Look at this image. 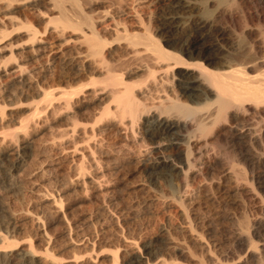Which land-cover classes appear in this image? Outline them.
I'll return each mask as SVG.
<instances>
[{"label": "rangeland", "instance_id": "1", "mask_svg": "<svg viewBox=\"0 0 264 264\" xmlns=\"http://www.w3.org/2000/svg\"><path fill=\"white\" fill-rule=\"evenodd\" d=\"M0 1L3 2L4 0ZM42 1H45L43 2L45 4L46 2H48L47 0H39V2L38 0H35L37 5L41 6H36L32 9L29 8L30 6L28 7L27 4L22 3L21 5L20 3L18 4L19 6L17 5L18 8L16 7V9L13 10V12L15 13L16 11L19 12L14 14V16L16 15V17L13 16V13L9 14V16L11 15V17H14L13 21L14 19L18 18L16 21L18 22V20H22V23L19 21L20 23L18 22L17 24V22L15 21L10 24L9 22L7 23V21L5 22L4 20L3 22H1L3 25H1L0 23V47L2 46V48L0 49V66H4L6 68L5 70V68L0 67V71H3V69L5 70V72H0V149H2L0 150V159L2 158V160L0 161V234L4 237L2 239L0 238V242L4 241L2 245H5L4 243H8V245H12L14 247V244H17L18 246L21 244H26V242H31L29 244H32L34 250L38 254L39 252H41L40 255H43L42 252L44 253L45 250L51 252L54 249L53 253L51 252L54 256H60L62 257V259L64 258L62 264H74V261L76 260L75 257L79 255V258L77 257V261H79L78 264L85 262V260V264H110V250L112 249L111 246L116 243L114 241L115 235L113 236V233H115L113 229L114 224L110 222L114 223L115 220L119 218V220L121 221L119 222V226H121L119 228H124V231H120L121 234L123 233L122 235L124 237H122L128 238L127 236H131L133 239L138 241V244H140L138 245L139 248H141L143 243L144 245H146L147 243V246L149 245V248L151 250L149 254L150 257L152 255H155V257L157 256V258H161L163 256L172 258L174 256V252L178 248H180L184 250L185 254L189 255L188 253H190V255H192V264H199L200 260L201 262L203 261L204 264H211L212 262L213 264H223L222 261L225 264V261L232 263V261L235 262L238 260V262L235 263L241 264V262L244 261L243 259L246 247L239 245L236 242V237L237 234L241 233L239 226H241L240 223L243 221V209L246 210L248 205H243L244 197H241L243 194V184L240 183L242 185L241 187L239 184V182H241V179L238 172L240 171V169H242L243 164H241L242 160H240V150L238 151L239 147H237L238 141L232 140L233 137L231 136V134L225 132L224 128L221 126H219L217 129V127L215 126L218 125H215L212 130L218 131H212L213 134H207L208 136L204 135V137H201L200 135L198 136L196 134L197 137H201L200 139L202 140L201 141L199 139L201 141L200 145L202 144V149L204 148L203 150L205 154H203L204 157H202L204 160H202L201 158L200 161L202 162H197L198 164H196V167L191 170L194 171L191 172L192 174L189 173L190 175L186 177L187 179H185V177L183 178V176L178 177L176 174H164V172L155 173L154 175L150 176L148 171L142 170L140 164L143 163L144 156L142 155V153L144 154V152L150 150L151 145L150 147L149 145L146 146L149 147V149L145 147H141L139 149L133 148L131 146L132 142L129 141L131 138L127 139V141L129 142L128 143L127 141L123 140L122 135L117 133L107 135L106 137H103L101 135L104 138L102 141H105V143H103V147L109 146L108 149L112 147L110 149L111 151L108 149L106 151L111 155L108 154L109 158H107L103 163L102 157L105 155L103 153L101 154L100 152H103V149H100L98 153L97 150H95L96 154L94 153L93 156L97 155L95 156V158L96 162L98 160V163L95 164L93 162V160H95L93 159V157H91V152H93V150L90 151V148L88 146L93 145L92 143L94 142L97 143V141L101 139V137H99L100 134L98 133V129L106 127L105 124L107 122L105 123L104 121H108V118L105 117L106 120H103L105 118H101L99 114L102 113V110L107 108L106 106H109V109L113 110V107H111L112 101L111 98H107L104 95L99 94L97 96L98 99H89L90 97L79 96L81 97L79 99H81V101H84L86 104H84L85 107H81L77 111V113H75L77 115L76 118H74V116L72 117L73 119L71 118L74 122L69 121L70 118L64 117L63 115L61 117L59 116L60 113L63 114L62 112L64 111L62 110H65L64 107L63 109L60 108L62 109V112L58 111V114L48 113L51 116L48 115L47 119L43 117L45 120L42 118L39 120V122L37 121V123H35L36 127H31L32 129L29 128L31 130H28L30 136L27 132L28 135L26 136H29V138H27L29 141L31 139V143L29 151H27V155H29L26 157V162L22 166V168H19L20 170L13 169L12 163H10L13 162V159L16 155H9L10 146H13V144L16 143L15 137L11 135H14V133L20 131V126H22V123H26L25 121L27 119H30V121H33L31 119L36 120V118H34L36 117V111L34 110L35 108L41 110V112H38V109H36L37 117L44 114V110L40 108L44 107L46 102L42 98H45V94L48 93L49 90H56L57 92L54 91V93L56 92L58 95L60 94V92L58 93V91L68 92L75 88L78 89L80 88V86L84 87L82 85H86L91 89L95 88L97 90H101L100 88L107 87L103 85H106L105 83L109 81L106 73L110 71V73H116L115 75L117 76H120L121 73V75L124 74V78L127 81L130 80L129 82L135 83L144 80L142 83H149L151 79L148 75H146L145 67L148 66V63H150L149 66H151V62H149L147 59L146 61L143 57V54V58L140 57V55H137L138 57H135L136 53L134 55L132 53L134 48L129 46L128 49V46H125L126 40L121 39L122 36L125 35V32L126 34L127 32H129L130 34L133 33L142 35V33L144 34L145 31H148L151 36L159 38L158 40L164 43L163 39L169 37L167 26H165V24H168V21H165V18L175 15L177 16V18H179L177 19L179 21H177V23L185 22L182 25H185L187 27L196 25V22H199L201 17L198 16L200 15L199 10L197 9L196 11L194 7L199 5L200 0H179L182 4H184V7L181 6L178 8L172 7L173 4L171 3V1L174 2L176 0H128L127 5H123L122 7L116 4L113 0H91L93 2H91L92 5L90 6H85V2L83 6L85 7V12L88 15L90 14L89 16H92L95 22H99L96 23L98 25H96L98 32H100L99 26L101 28L103 25V27L106 28V30L104 28H101L100 34L98 32L97 33L98 35H101V37H103V41L105 40L104 38H106L107 43L109 42V44H106L107 52L104 49V55L106 53L107 54L102 61L105 62L107 66H110L111 70L106 69L105 66L103 67L102 62H100V69V63H96L94 59L93 61L94 63H96V65L91 62V58H89V60L85 58L87 59V61H84V56H86V45L82 43L83 41L80 37L77 38V36H79V30H74V32L71 33L72 29L66 28L63 32H61L62 29L57 28L56 26H52L53 24H50V21L48 19L49 17L56 16V14H49L50 16H48L51 3L48 2L47 6V4H43ZM97 1H100L101 3ZM95 2H97V6L95 5ZM187 3H191V5L193 3V5H190L191 7H187L185 6ZM5 4L3 2V4L1 3L0 5H2L4 8ZM251 5H256V2L251 1ZM25 6H27L28 8ZM237 8L240 7L236 6L233 8H229V11L227 10V8L225 11L226 17L221 15L216 19H212V21H210L211 19L209 17V20L207 19L209 21L208 24H206L204 27H201L199 36L202 38L201 42L205 46L209 47V49L207 48L208 52L214 53L215 55H220V52L223 53L227 51L229 48H231V44H233V42L237 40V38H234L233 36L236 34L235 37H238L237 34H239L241 30L240 28H242V24L239 23L243 22V14L241 8L240 10ZM4 9L1 10V12L7 11V9ZM133 9L137 13L134 12ZM37 10L39 14L41 12H45L43 13V15H45L47 11L46 17H43L41 13V17L39 16V18L37 15ZM30 11L31 13H29ZM49 13H51V11ZM227 14L229 15V18ZM33 15H35V17L37 16L38 18H35ZM29 16H31V19ZM25 19L30 20L26 21ZM231 19H233V21ZM24 20L26 22H24ZM27 22L29 26L32 25V29L36 30L37 32L31 29V32L29 31L30 33H28V30H26L27 33H25V28H23V26L22 28H20L21 26L19 27V25L23 23L25 26L28 25ZM123 27H125L126 29L124 30ZM102 29H104L103 32ZM237 30L239 31L238 33H236ZM32 31L36 32L37 38L42 40L41 50L37 53L34 52V54L36 53L35 55L33 53H29L30 39L28 35L31 34ZM75 31H78V33H75ZM39 33L41 36L39 35ZM116 38H119L120 40L117 39L116 42ZM232 38L233 40H235L233 41ZM81 44L85 46H81ZM42 46H44L43 49ZM142 48L143 46H138L137 49L141 51V53H143ZM172 48L173 47H171L170 49L172 50ZM24 49L25 51H23ZM61 52L63 53L62 55H60ZM80 52L84 55H81ZM76 54L81 55V57H79V55L77 56ZM60 56L61 58H59ZM62 56H65L64 58L67 59H64ZM72 56L75 58H72ZM37 58L39 60H37ZM79 58H81V60ZM74 60L76 63L74 62ZM80 61H82V63H80ZM15 64H19L27 69L25 72L26 75H28L27 71L29 72V74L33 72L31 75H28L31 76L30 79L28 77V86H22V84L16 81L17 78H14L16 77V75L12 72L13 66ZM64 64L66 65V68ZM72 67L74 69H72ZM124 72L127 74H125ZM2 73L6 75H3ZM11 75H13L14 80L12 79ZM8 76L11 77L12 80L9 79ZM7 78L9 79L8 81L10 83L8 81L5 82ZM99 90L97 91V93L99 92ZM44 91L46 93H43ZM41 92L43 93V96ZM51 92L53 93V91H50L49 93ZM154 94L153 91L151 92V94L147 93V95L145 96L147 98V101L146 98L144 99V97L142 98V101L149 103ZM60 95L56 96L60 97ZM40 105L42 106L40 107ZM54 115H56V117L58 115V118H60L61 120L57 118L54 119ZM31 116L33 117L31 118ZM100 119L102 120L100 121ZM46 121H49V123H47ZM53 121L54 123H52ZM141 121H139L138 123V128H143V121ZM71 122H77L79 125L76 124V126H73L76 128L78 127L79 129L75 128V131L72 127ZM85 123L86 127L82 126ZM88 123H94L97 126L99 125V128L96 126L97 130L95 129V134L98 138L96 136H94L93 138V135L89 130L91 128V125H89ZM85 128L87 131L85 130ZM144 128L147 129V126L144 125ZM72 130H74V134H72ZM82 131H86L85 134ZM121 132L122 131H120V133ZM65 133H70L69 135L71 136H67L71 138L65 139L67 137ZM91 136L93 139L91 138ZM95 137L96 141L94 140ZM61 138L65 139H63L64 141L62 143ZM106 138L107 140H109L107 141ZM9 140L11 142H8ZM121 141L122 143L124 142V144H126V142L128 143L127 145H124L126 147L125 149L122 147L123 144L121 143ZM51 142L57 146L49 147L52 145ZM86 143H88L89 145L87 146ZM221 144L223 147H221ZM219 146L222 149H220ZM96 147H98L97 144ZM88 148L89 152L87 151ZM117 148L119 149L118 152ZM142 148L146 149L147 151L143 150ZM214 148L217 150L214 151ZM35 149L36 151H34ZM141 149L143 150L142 152ZM218 149H220V151H218ZM73 151L74 154H72ZM216 152L220 153L217 154ZM216 154L220 157H218ZM221 154L224 156L221 157ZM231 154L233 157V162H231ZM85 155L89 156L87 160L85 159ZM207 155L209 156L210 160H212L211 162H207L205 160L208 159ZM215 155L217 156V158ZM99 156L101 157V159L99 158ZM138 160L140 163H138ZM205 161L207 162V164ZM235 161L238 162L239 166H237V162ZM78 165L84 169L86 168V171H84L83 169L84 172H80V169L78 170ZM236 166L239 168L241 166L242 167L239 169ZM8 167L11 169V171H13L9 173L10 169ZM99 176H101V178ZM235 178L237 180L240 179V181L238 180L239 182H237ZM6 179H12L13 183H5ZM236 182L237 184L235 185ZM105 184L106 186L103 187V185ZM98 185H100L103 189H108L109 192H111L110 195L108 190H105L106 192L104 194L101 193L104 196L101 197L99 191L97 192V190H99L98 188H100V186L98 187ZM236 186L237 189L239 188V190L237 191L235 190ZM230 188H232V191ZM98 193L99 196L95 195ZM53 196L54 199H57V197L60 196L58 200L60 202L62 201L63 205L58 201L55 202L61 204L60 206L62 207H60L59 204L54 205V199L52 198ZM51 198L53 201L51 200ZM184 198L185 202L182 203V199L184 200ZM52 204L56 207L55 209ZM58 206L62 210L59 209L58 211L60 212H58L56 215ZM253 206L255 210V216L263 215L262 213H260L259 209L257 210L256 202L253 203ZM134 212L139 213H137L135 216ZM60 213H64L63 215L66 216V220L64 219L65 217ZM110 215L112 218L110 219L112 221L109 219ZM51 216L52 218H50ZM102 217L105 218L103 219ZM125 217L128 219H126ZM95 218H100V222L95 220ZM104 220L106 221L103 222V224L105 223V226L103 225V227L105 228L102 230H107L109 232L111 229L109 234L110 236L108 235L109 240H111L110 242H108V238H106L107 240L105 239L103 241V243L106 244H102L101 248L95 250V253H93L90 251L88 246H84L83 242H85V240H87L89 237L91 238L92 235L94 237H92L91 239L96 238L95 235L102 231L99 224H101V222ZM66 221H69L68 224H66ZM93 221L95 222L93 223ZM89 223H92L94 225L95 223H98L96 232H93L94 226L91 224L93 226L92 227ZM125 224L126 226H124ZM67 226L72 228L70 229L72 231L70 232L71 235L69 236L67 233ZM87 227L91 229L90 232H87V234L89 233L88 235L86 234V231L88 230ZM161 229H163V231H160ZM13 230L17 231L12 232ZM127 230L129 232H127ZM125 234L127 236H125ZM1 235L0 237H2ZM90 238L88 240H90ZM109 247L111 248L110 250ZM83 254L87 256L85 257ZM88 255H91V258H89ZM81 257L83 260L80 259ZM212 259L214 260L212 261ZM217 259H219V262ZM242 264L245 263L242 262Z\"/></svg>", "mask_w": 264, "mask_h": 264}, {"label": "bare ground", "instance_id": "2", "mask_svg": "<svg viewBox=\"0 0 264 264\" xmlns=\"http://www.w3.org/2000/svg\"><path fill=\"white\" fill-rule=\"evenodd\" d=\"M47 1L49 3H51V5L49 4L50 5L49 10L51 11V13H49L50 12L49 11L48 16H50L49 14H52V15L56 14V16L49 17L48 20L50 22L49 21H47V22H49L50 24H53L52 26H56L57 28L62 29L61 32H63L64 29H66V28L72 29V31L70 30L71 33L74 32V30H79V33H78V31H75V33L77 32L79 34V36H77V38L80 37L83 41L82 43L86 45L85 46V45L81 44V46H85V50H86V54H85L86 56H84V61L85 60L87 61V59L89 60V58H91L92 59V61L90 60L91 62L94 63L93 59L96 61V63L102 62L103 67L105 66L106 69L111 70L110 66H107V64L102 61V60H104V57L107 54L106 53L104 55V53H105L104 49L105 50L107 49L106 44H109V42L107 43L106 38H104L106 41L105 40L103 41L102 40L103 37H101V35H98V33L100 34V32H101V28H104L105 30H106V28L103 27V25L101 24L102 27L100 28V26H99L100 32H98V29L96 28V25H97L96 23L98 21L95 22V20H93L92 16H89L90 14L88 15L85 12V7H83L85 2H86L85 6L86 5L90 6V5H92L91 2H93L94 0L93 1H91V0H47ZM113 1L122 7L123 5L124 6L127 5L128 0H113ZM251 1L256 2V5L252 6ZM0 2L2 4H3V2H4V4L6 3L4 5V8L7 9V11L1 12V10H3L4 8L2 5H0V23L3 22V20H4L5 22L7 21V23L9 22L10 24H12L13 22H15L18 19V18L14 19V21H13V18L16 17V15L14 16V14L19 13L17 11H16V13L13 12V10L16 9L18 4L21 3V5H22V3L23 4L25 3L28 5V7L30 6L29 8H31V9L35 8L36 6H41V5H37V3H36L37 1L35 2V0H4L3 2L2 1H0ZM38 2H39V0H38ZM43 2H45V1H42V3ZM48 2H46V4ZM97 2H100V1H97ZM97 2H95L96 6H97ZM114 2H112V3H114ZM199 2H200L199 5L194 7V9H196V11H197V9L199 10L200 15H198V16L201 17L199 22H196L197 23L196 25H193L191 27H187L185 25H182L185 22L184 23H181V22L177 23V21H178L177 19H179V18H177V16H175V15H172V16L165 18V21L166 20L168 21V24H165V26H167V31L169 32V37L163 39L164 43L159 41L158 40L159 38L151 36V34L148 31H145L146 33L144 32V34L142 33V35L133 34V33L130 34L129 32H127V34H126V32L125 33L123 32L125 35L122 36L121 39L126 40L125 46H128V49H129V46L134 48L133 52H132L133 55L136 53L135 57H138L137 55H140V57H142V54H143V57L145 58V60L147 59L149 62H151V66H149L150 63H148V66L145 67L146 75H148L151 79V81L149 79V81H150L149 83H147V84H146V82L142 83L144 80L139 81V82H135V83L129 82L130 80L127 81L124 78V76H123L124 74L121 75L122 73L121 74L119 73L120 76H117V75H115L116 73H113V72L110 73L111 71L110 72L106 71L107 73L106 72L105 73H106V76L109 79V81H107V83H105L106 85H103V86H107V87H102V88H100L101 90L98 89L99 90L98 93H97V91H98L97 89H95V88L91 89L86 85H82L84 87L80 86V88L77 87L78 89L75 88V89L68 91V92L58 91V93L60 92V94H61V95L59 94L60 97H57L59 95L56 93L57 92L56 90H49V92L53 91V93L52 92L49 93L48 91H47L48 93H46L44 91L43 93H46V94H45V98H42V99L46 102V104L42 108H40L42 105H40V107H39L40 109L44 110V114L42 116L38 114L39 116L37 117V113H36L37 110L36 109H38V108H35L34 110L36 112L35 111L34 112L36 114V117H34V118H36V120L31 119L33 121H30V119H27L25 121L26 123H24V124L22 123V126H20L21 124L19 125L21 130L14 133V135L13 134L11 135V136L15 137L16 143H14L13 146H10V149H9L10 154L9 155H12V154H14V155L16 154V155L13 159V162H10V163H12L13 169L22 168V166L25 164L26 157L29 155V154L27 155V153H28L27 151H29L30 143H31L30 142L31 139H30V141L28 140V138L30 136V133L28 132V130H30L29 128H31V127H36L35 123H37V121L39 122V120L42 119L43 117H45V119H47L48 115H50V114H58V111H61L63 109V107L65 110H62L64 112L61 111L63 114L60 113L59 114L60 117L63 115L64 117L70 118L69 121H72L73 116H74V118H76L77 115L75 113H77V111L81 107H83L84 104H86L84 101H81V99H79V98H81L79 96H86V97H90L89 99H91V98L94 99V98H97V96L99 94V95H104L107 98H111V101H112L111 107H113V110L111 109L112 110L111 111L109 109V106H106L107 108H105V109L103 108L104 110H102V113H100L101 115L99 114V116L101 118H105V117L108 118V121H104L105 123L107 122L105 124V126L107 128L106 127L105 128H99L98 127L99 125L97 126L94 124L95 122L93 124L88 123L89 125H91V128L89 130L91 131L93 138H94V136H96V134H95L96 133L95 132L96 126L99 128L98 129L99 132L98 131L97 132L100 134V136L99 135L98 136L101 137V139L98 140L99 142L98 141H97V143L94 142V143H92L93 145H91V146H88L89 144L86 143V145L90 148V151L93 150V152H91L92 156L90 155L91 157H93V159H95V160H93V162L95 164L98 163V160L96 162V158H95V156H97V155L93 156L94 153L96 154L95 150H97V153H98V151H100V149L101 150L103 149V152L100 151L101 154L103 153L105 155L103 157L101 155L103 163L107 158H109L108 157L109 153L106 152L107 149L109 148V146L103 147V145H104L103 143H105V141L103 142L102 140L104 139L103 138L104 136L106 137L107 135L117 133V134L122 135V138L125 141H127V139L131 138L129 141L132 142L131 146L133 148L139 149L141 147H145V148L149 149V147L151 145V147H150L151 149L148 151L146 149L142 148L143 150H145L147 152H144V154L142 153V155L144 156L143 157V163L141 162L142 164H140L141 165L140 167H142V170L148 171L150 176L154 175L155 173H159V172L163 173L164 172V174L165 173L176 174L178 177L183 176V178L185 177V179H187L186 177H188V175H190L189 173L194 171V170L193 171H191V170L194 169V167H196V164H198L197 162H199L201 160V158L204 157L203 154H205L204 150H203L204 148L202 149V147H201L202 144L200 145V142L202 141L200 138L204 137V135L208 136L207 134H209V135L213 134L212 129L214 128L215 125H218V126H215V127H217V129L219 126H221L224 128L225 132H228L229 134H231V136L233 137L232 140H236V141H238V143L240 142L239 144L237 143V145H238L237 147H239L238 151L240 150L239 153H240L241 159L240 158L239 159L242 160V163L240 162L241 164H243V167L241 166L242 169H240L241 167L240 168L237 167V166H239V164H238L239 160H238V162L237 161H235V162H237L236 167L240 169V171L238 170L240 173L238 171H236V172H238L239 177L241 179V182H239L240 179H238L239 181L236 179L238 177H236L235 180H237V182H239V184L240 183L243 184V187H242V193L243 194L241 197H244V199H243L244 202L246 201L245 203L243 202V205L248 204L246 210L243 209L244 210L243 221L240 223L241 226H239L241 233L237 234V237L235 236L236 242L239 245L246 247V250L244 252V259H243L244 261H242V262H244L245 264H264V0H200ZM171 3L173 4V5L171 4L173 8H175V7L178 8L181 6L184 7V4H182L179 0H176L174 2L171 1ZM43 4H45V3H43ZM187 4L185 5L187 7L191 5V3H187ZM192 5H193V3H192ZM47 6H48V4H47ZM236 6L241 8V11L243 14V22L239 23V24H242L241 25L242 28H240L241 30L239 29L240 32L238 30L236 32V33L239 32V34H237L238 37H235L236 34L233 36L234 38H237V40L235 42H233V44H231V48H229L230 50L229 49L227 51L224 50L225 52H223V53L220 52V55H215L214 53L208 52L209 47L205 46L201 42L202 38L199 36V31H200L201 27H204L206 24H208V22H209L208 18L209 17L211 19L210 21H212V19H216V18L220 17L221 15L225 16L226 15L225 11L227 8H228L227 10L229 11V8H233ZM20 7H22V6H20ZM25 7H27V6H25ZM240 8H237V9L240 10ZM6 9H4V10H6ZM38 10H37V12H38ZM33 12H34V9H33ZM134 12H136V11L134 10ZM1 13L3 14V16ZM11 13H13L14 17H11V15L9 16V14H11ZM25 13H26V11H25ZM29 13H31V11ZM43 13H45V12H43ZM43 13L41 15L43 17H46L47 11H46L45 15H43ZM136 13H135V15H136ZM40 14L38 12V14H37L38 17L39 16L41 17ZM228 14H227V16L229 18L230 14L229 15ZM31 16H32V14H31ZM31 16H29L30 19H31ZM33 16L35 17V15H33ZM239 16H240V14H239ZM17 17H19V16H17ZM30 19H28V20H30ZM25 20L28 21L27 19H25ZM25 20H24V22H26ZM38 20H40V19H38ZM227 20H229V19H227ZM231 20L233 21V19H231ZM19 21L20 20H18V22ZM18 22H17V24H18ZM20 22L22 23V20ZM44 23H46V22H44ZM49 23H47V24H49ZM236 23H237V21H236ZM27 24H28V22H27ZM239 24H238V26H239ZM1 25H3V24L1 23ZM22 26H23V28H25V31L28 30V33L31 32L30 30L33 27L32 25L29 26V24L25 26L24 23L19 25L20 28H22ZM116 26H117V23H116ZM4 27H6V26H4ZM123 28H124V30L126 29L125 27H123ZM104 29H102V32ZM236 29H237V26H236ZM115 30H117V29H115ZM33 31H36V30H33ZM33 31L31 34L28 35V37L30 39V45H29L30 52L29 51L28 52L34 54V52L37 53L38 51L41 50V43H42L41 41L42 40L37 38V36H36L37 31L36 32H33ZM25 33H27V31ZM115 34H117V33H115ZM231 34H232V32H231ZM39 35H40V33H39ZM118 35H120V34H118ZM115 36H117V35H115ZM117 39H119V38H116V42H117ZM232 40H233V38H232ZM110 45H108V46H110ZM125 46H124V48H125ZM138 46L139 47L143 46V48H142L143 53H141V51H139L137 49ZM43 47L44 46H42V49H43ZM171 47H173L172 50L170 49ZM1 48H2V46L0 47V49ZM131 49H130V51H131ZM27 50H28V48H27ZM23 51H25V49ZM106 52H107V50H106ZM62 54L63 53L61 52L60 55H62ZM80 54H81V52H80ZM81 55H84V54H81ZM81 55H79V57H81ZM59 58H61V56ZM72 58H75V57L72 56ZM85 58H87V59H85ZM31 59H32V57H31ZM64 59H67V58H64ZM79 59L81 60V58H79ZM37 60H39V59L37 58ZM75 60H74V62H75ZM80 63H82V61H80ZM96 63H94V64L96 65ZM38 64H39V62H38ZM5 66H7V65H5ZM64 66L66 68L65 64H64ZM82 66H83V64H82ZM99 66L101 69V63L99 64ZM2 67L5 68L4 66H2ZM23 68L24 67H22L21 65L15 64L13 66V72H12V73H15V75H16V77H14L15 79L17 78L16 81H18L20 84H22V86L27 85L29 83L28 77L30 79L31 76H28V75H31L33 73V72H31L29 74V72L27 71L28 75H26L25 72L27 69L24 68L25 69V71H24ZM77 68H78V66H77ZM136 68H139V67H136ZM72 69H74V68L72 67ZM5 70H6V68H5ZM5 70L3 69L4 72H5ZM3 71L1 70L0 72H3ZM7 72H8V69H7ZM108 73H110V74H108ZM10 74H11V71H10ZM125 74H127V73H125ZM3 75H6V74H3ZM0 76H1V74H0ZM11 76L13 79V75H11ZM9 79H11V77H9ZM9 79L7 78L6 80L5 79L4 80L6 82ZM30 82H31V80H30ZM9 83H7V84H9ZM31 84H32V82H31ZM4 85H6V84H4ZM54 91H56V92L54 93ZM152 91H153V94L154 93L155 94L151 98L150 102L146 103L145 101H142V98L144 97V99H145L146 98L145 96L147 95V93L151 94ZM43 93L41 92L42 96H43ZM41 97H40V99H41ZM148 97H151V96H148ZM103 99H105V98H103ZM146 101H147V98H146ZM60 108H62V109H60ZM38 112H41V110L38 109ZM42 113H43V111H42ZM48 113H50V114H48ZM54 116H55L54 119L55 118L60 119V118H58L59 117L58 115H57V117H56V115H54ZM32 117L33 116H31V118ZM106 118L103 120H106ZM101 120L102 119H100V121ZM75 121H76V119H75ZM139 121H141L143 123V128L137 127ZM46 122L49 123V121H46ZM72 122H74V121H72ZM52 123H54V121ZM76 124H78V123L77 122L72 123V127L74 130L76 127H74L73 125L76 126ZM98 124H100V123H98ZM144 125L147 126V129L144 128ZM82 126L86 127V123ZM103 126H104V124H103ZM81 128H84V127H81ZM76 129H79V128L77 127ZM87 129H88V125H87ZM18 130H19V128H18ZM74 130H72V134H74ZM85 130H86V128H85ZM90 131H88V132H90ZM120 131H122V132L120 133ZM216 131H218V130H216ZM216 131H213V132H216ZM27 132L29 133V136H26V135H28ZM82 132H84V131H82ZM85 132H84V134H85ZM69 134L67 133L66 136L67 135L71 136ZM196 134L198 136L200 135L201 137L198 138ZM68 136L65 139L71 138ZM83 136H85V135H83ZM96 137L94 139L95 141H96ZM91 138H92V136H91ZM63 139L61 140V143L65 140V139L64 140ZM69 140H72V139H69ZM89 140H88V142H89ZM106 140H107V138H106ZM3 141H4V139H3ZM8 142H11V141L9 140ZM91 142H92V140H91ZM127 142H126V144H124V142L122 143V141H121V143L123 144L122 147L124 149L126 148L124 145H127L129 143V142L128 143ZM215 143H217V142H215ZM0 144H1V142H0ZM8 144H10V143H8ZM96 144L98 147H96ZM222 144H221V147H223ZM234 144H236V143H234ZM108 145H109V143H108ZM113 145H114V143H113ZM147 145H149V147H146ZM7 146H9V145H7ZM53 146L56 147L57 145L52 143V145L49 147H53ZM221 147L219 146L220 149H222ZM45 148H44V150H45ZM89 148L87 150L88 152H89ZM120 148H121V145H120ZM110 149H108V150H110ZM142 149H141V152L143 151ZM220 149H218V151H220ZM229 149H231V148H229ZM0 150H2V149H0ZM118 150L119 149L117 148V152H118ZM121 150H123V149H121ZM215 150H217V149L214 148V151ZM34 151H36V149ZM235 151H236V149H235ZM84 152H86V151H84ZM115 152H116V150H115ZM137 152H138V150H137ZM229 152H230V150H229ZM112 153H113V151H112ZM216 153L219 154L220 152H216ZM221 153H222V151H221ZM228 153H226V154H228ZM72 154H74V151ZM109 155H111V154H109ZM208 155H210V154H208ZM224 155H225V153H224ZM224 155L221 154V157H223ZM210 156H212V155H210ZM217 156L220 157L219 155H217ZM217 156H216V158H217ZM85 157H86L85 159L87 160V158L89 156L85 155ZM101 157L99 156L100 159H101ZM231 157H232V154H231ZM207 158L208 159H205L207 162L212 161V160H210L209 156ZM119 159H120V157H119ZM1 160H2V158L0 159V161ZM202 160H204V159L202 158ZM28 161H29V159H28ZM201 162L202 161H200V163ZM205 162H203V163H205ZM207 162H206V164H207ZM231 162H233V157H232ZM138 163H140L139 160H138ZM213 163H211V164H213ZM102 165H104V164H102ZM25 166H27V165H25ZM0 168H1V166H0ZM83 169L84 168H82L81 166L78 165V170L80 172L86 171V168L84 169V171H83ZM232 170H234V169H232ZM12 171L10 169L9 173ZM99 177L101 178V176H99ZM237 182L235 183V185L237 184ZM5 183L12 184L13 180L12 179H10V180L6 179ZM106 184L103 185V187H105ZM100 185H98V187ZM237 186L235 187L236 191L239 190V188L237 189ZM241 186L242 185L240 184V187ZM98 189L99 190H97V192L99 191L101 197L104 196L102 194H104L108 190V189L101 188V186ZM230 189L232 191V188H230ZM233 189H234V187H233ZM108 192H109V190H108ZM99 193L95 194V195L99 196ZM110 193L111 192H109V195H110ZM234 194H235V192H234ZM239 195H241V194H239ZM60 196H58L57 199H54V196H53L52 198L54 199V201L51 198V200L54 202V205H58L59 203L62 204V201L60 202L58 200ZM107 197H109V196H107ZM186 200H187V198H186ZM55 201H58L59 203H57ZM183 202H185V198H184V200L182 199V203ZM255 202L257 203V206H256L257 210L259 209L260 213H262L263 215H261V216H255L254 215L255 210H254L253 203H255ZM61 204H59V206ZM54 205H53V207L55 209L56 207ZM59 206H58V209L56 211V215L58 212H60V211H58L60 209V207H62V206H60V207ZM245 207H246V205H245ZM60 210H62V209H60ZM136 211H137V209H136ZM137 213H139V212H137ZM137 213H135L134 215L136 216ZM63 214H61V215H63ZM103 216H104V212H103ZM112 216H114V215H112ZM131 216H133V215H131ZM64 217H65L64 219L66 220V216H64ZM107 217H109V216H107ZM116 217H120V216H116ZM116 217H114V218H116ZM50 218H52V216ZM110 218H111V215H110L109 219ZM99 219L100 218H98V219L95 218V220L100 222ZM126 219H128V218H126ZM39 220H41V219H39ZM123 220H125V219H123ZM68 222L66 221V224H68ZM94 222L95 221H93V223ZM103 222H106V221L104 220L101 222V224H99L101 230L105 228V227H103V225L105 224V223L103 224ZM119 222H121L119 220V218H117L114 223L110 222V223L114 224V227H115V228L113 227L115 233H113V232L112 233H113V236L115 235L114 241L116 242L111 246L112 249L109 247V250L111 249L110 250V252H111L110 264H192V258H191L192 255H190V253H188L190 256L185 254L184 250L180 249V248H178L174 252V256L172 258H167L165 256H163L161 258H157V256L155 257V255H152L150 257L149 254H150L151 250L149 248V245L147 246V243H146V245H144V243H143V245L141 244L142 246H141V248H139L138 245H140V244H138V241L133 239L131 236H127L125 234V236H127L128 238H126V237L123 238L124 237L122 235L123 233L121 234L120 231H124L123 230L124 228L123 227H122V229L119 228V227H121V226H119L120 225ZM240 224H238V225H240ZM92 225L91 226L94 228L93 232H96V228L98 226V223H95V225L94 224H92ZM106 225H108V224H106ZM124 226H126V224ZM88 227H90V226H88ZM127 228H128V226H127ZM67 229H68L67 233L69 236V235H71L70 232L72 230H70V229H72V228L67 226ZM15 231H17V230H13L12 232H15ZM88 231L90 232L91 229L88 228V230L86 231V234ZM102 231H101L102 233L97 232L98 234H96V235L94 233V235L96 236L95 239H91L92 237H94L92 235L91 238L89 237L90 240H88L89 239L88 238L87 240H85V242H83L84 246H88L90 251L93 253H95V250L101 248L102 244H106V243H103V241L106 238H108V242H110V240H111V239L109 240V237H108L111 229L109 232L107 230H102ZM160 231H163V229H161ZM127 232H129V231L127 230ZM0 238L2 239L4 237L2 236ZM3 242H0L1 243L0 246L3 244ZM29 243H31V242H28V243L26 242V244H21L18 246H17V244H14V247L12 245H8V243L7 244L4 243L5 245H2L0 247V264H62V261L64 260V258L62 259V257H60V256H59L60 258L57 256H54L52 254L54 251L53 247H52L53 251H51L49 249L52 253L45 250L44 251L45 254L42 252L43 255H40L41 252H39V254H38L34 250L32 244H29ZM111 244H112V242H111ZM188 252H189V250H188ZM79 256H77V257L79 258ZM84 256H83V258H84ZM88 256H89V258H91L90 257L91 255H88ZM77 257H75L76 260L74 261V264L79 263V261H77ZM242 258H243V256H242ZM80 259H82V257ZM180 259H182V260H180ZM213 260L214 259H212V261ZM217 260L219 262V259H217ZM87 261H89V260H87ZM85 262H86V260H85ZM85 262H83L81 264H85ZM227 262L228 261H225V264H237L235 262H238V260L235 262L232 261V263H230V262L227 263ZM242 262H241V264H242ZM222 263L224 264L223 261H222ZM87 264H89V263H87ZM94 264H96V263H94ZM193 264H198V263H193ZM199 264H204V262L203 261L201 262V260H200ZM211 264H213V262ZM219 264H221V263H219Z\"/></svg>", "mask_w": 264, "mask_h": 264}]
</instances>
